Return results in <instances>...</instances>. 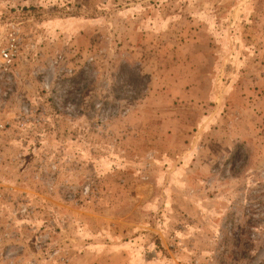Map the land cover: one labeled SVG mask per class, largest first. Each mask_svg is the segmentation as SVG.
I'll return each mask as SVG.
<instances>
[{
  "label": "rangeland",
  "instance_id": "obj_1",
  "mask_svg": "<svg viewBox=\"0 0 264 264\" xmlns=\"http://www.w3.org/2000/svg\"><path fill=\"white\" fill-rule=\"evenodd\" d=\"M0 264H264V0H0Z\"/></svg>",
  "mask_w": 264,
  "mask_h": 264
},
{
  "label": "built area",
  "instance_id": "obj_2",
  "mask_svg": "<svg viewBox=\"0 0 264 264\" xmlns=\"http://www.w3.org/2000/svg\"><path fill=\"white\" fill-rule=\"evenodd\" d=\"M25 38L17 24H9L0 44V80L12 72L15 61L24 47Z\"/></svg>",
  "mask_w": 264,
  "mask_h": 264
}]
</instances>
